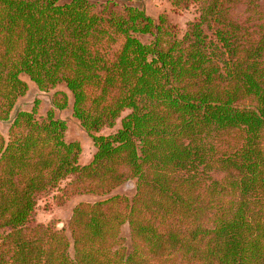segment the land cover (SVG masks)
<instances>
[{
    "label": "trees",
    "instance_id": "obj_1",
    "mask_svg": "<svg viewBox=\"0 0 264 264\" xmlns=\"http://www.w3.org/2000/svg\"><path fill=\"white\" fill-rule=\"evenodd\" d=\"M171 1L198 13L184 30L114 0H0V120L23 74L64 83L97 148L81 164L66 141L62 90L0 132V264H264V0ZM79 194L109 196L76 205L70 236L36 219Z\"/></svg>",
    "mask_w": 264,
    "mask_h": 264
},
{
    "label": "rangeland",
    "instance_id": "obj_2",
    "mask_svg": "<svg viewBox=\"0 0 264 264\" xmlns=\"http://www.w3.org/2000/svg\"><path fill=\"white\" fill-rule=\"evenodd\" d=\"M70 0H61L62 3L69 2ZM98 4L105 3L107 0H93ZM121 6L133 5L143 9L148 15L157 19L161 14H165L169 23L177 25L181 30H184L188 21L194 20L198 13L194 8L190 10H178L174 11L171 0H114ZM142 40L150 41V35H143ZM22 79L28 84V91L25 95L18 98L15 108L11 112L10 118L8 120H0V132L8 138L9 128L11 123L20 110H31L35 100L39 99V112L42 115H46L48 110L53 107L54 94L57 90H62L66 92L68 96V106L64 109L54 108L55 116L57 118L63 119L67 124V129L65 133V139L67 142L77 141L80 143L82 151L80 155L79 162L81 164H88L93 160V156L96 152V146L93 139L88 134L86 129L81 124L80 120L74 115L73 111V101L74 97L72 92L67 88L64 83L59 84L54 89L48 91H42L39 89L36 83H34L30 77L26 74L22 75ZM127 112L123 113V116ZM118 127H120V119L118 125L115 129L104 130V134L113 132ZM136 192V186L134 180H128L121 186L114 189L110 195L114 194H124L129 198H133ZM95 195V194H79L71 196L63 205H58L52 195L44 197L39 201L36 212V219L39 222L48 223L54 221L57 228L65 229L69 235V221L73 214V210L81 202H96L98 200L108 197ZM122 235L125 239L127 247L131 248V236L130 228L126 223L122 226ZM70 236V235H69ZM71 252L72 248H71Z\"/></svg>",
    "mask_w": 264,
    "mask_h": 264
}]
</instances>
